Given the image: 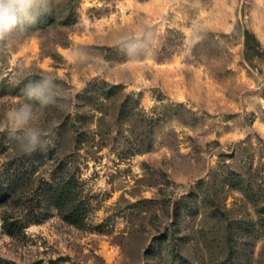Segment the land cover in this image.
<instances>
[{"label": "rangeland", "instance_id": "rangeland-1", "mask_svg": "<svg viewBox=\"0 0 264 264\" xmlns=\"http://www.w3.org/2000/svg\"><path fill=\"white\" fill-rule=\"evenodd\" d=\"M43 73L78 103L0 133V264H264V0H57L0 46V119Z\"/></svg>", "mask_w": 264, "mask_h": 264}, {"label": "clouds", "instance_id": "clouds-1", "mask_svg": "<svg viewBox=\"0 0 264 264\" xmlns=\"http://www.w3.org/2000/svg\"><path fill=\"white\" fill-rule=\"evenodd\" d=\"M57 0H0V46L36 23L41 11L50 10ZM22 99L9 107L0 119V133H7L26 154L52 142L60 121L56 113L73 115L78 100L51 73L25 78Z\"/></svg>", "mask_w": 264, "mask_h": 264}, {"label": "trees", "instance_id": "trees-1", "mask_svg": "<svg viewBox=\"0 0 264 264\" xmlns=\"http://www.w3.org/2000/svg\"><path fill=\"white\" fill-rule=\"evenodd\" d=\"M246 36H253L254 34L247 33ZM48 191L51 194L52 203L61 210L62 214H64V218L73 224H77L80 220L79 210L74 207L71 195L66 193V191L58 185L52 184L49 186ZM65 194V195H64ZM10 198V194L8 190H6L3 186L0 187V199L8 200ZM4 228L9 234H15V231L18 228L17 223L15 221H4Z\"/></svg>", "mask_w": 264, "mask_h": 264}]
</instances>
